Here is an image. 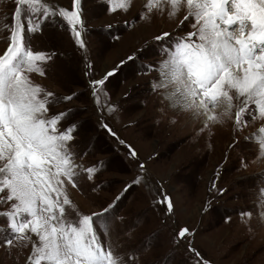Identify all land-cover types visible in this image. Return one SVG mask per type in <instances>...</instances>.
Wrapping results in <instances>:
<instances>
[{"label": "rangeland", "instance_id": "1", "mask_svg": "<svg viewBox=\"0 0 264 264\" xmlns=\"http://www.w3.org/2000/svg\"><path fill=\"white\" fill-rule=\"evenodd\" d=\"M43 2L70 9L72 0ZM146 3L130 0L126 11H112L108 0H81L83 49L58 16L44 21L42 31L25 32L33 50L54 54L46 74L31 73L30 79L57 97L75 94L53 104L50 114L71 110L63 124L78 125L76 163L97 169L91 180L82 174L79 187L68 185L69 197L81 213L91 214L131 185L108 214V243L127 264H197L191 249L201 264H264V153L258 147L264 120L248 115L237 126L236 101L229 116L224 105L215 108L221 113L208 127L204 116L177 113L168 101L177 86L154 85L162 82L158 69L166 50L193 32L195 21L183 19L186 7L169 16L167 3L164 12H147ZM14 8V0H0V25L11 23ZM163 32L171 38L157 40ZM7 35L0 32V52ZM121 61L126 63L103 86L98 106L89 81ZM164 193L173 202L171 214L157 203ZM7 209L0 204V211ZM5 224L0 217V264H27L31 244L7 245L12 233ZM181 228L190 230L182 240L176 235Z\"/></svg>", "mask_w": 264, "mask_h": 264}, {"label": "snow or ice", "instance_id": "2", "mask_svg": "<svg viewBox=\"0 0 264 264\" xmlns=\"http://www.w3.org/2000/svg\"><path fill=\"white\" fill-rule=\"evenodd\" d=\"M108 2L112 11L130 7V0ZM165 3L169 16L186 7L183 19L195 21L194 31L179 37L166 50L167 58L158 69L162 82L154 88L176 85L169 99L174 106L204 116V127L218 120L212 113L221 105L225 106L223 115L229 116L234 101L238 102L237 126L246 124L248 115L264 120V0H147L145 8L147 12H164ZM14 4L11 23L5 19L0 25V32L8 34L7 47L0 52V204L9 205V209L0 211V217L12 233L5 243H30L27 264H127L115 245L108 243V214L131 185L100 212L79 211L67 186L79 187L78 178L83 174L91 180L97 169L76 163L78 154L73 144L78 125L63 124L71 110L50 114L53 104L71 101L75 94L57 97L29 76H44L45 65L54 54L33 50L25 32L42 31L43 22L50 17L62 18L76 45L85 48L81 0H72L70 9L55 8L43 0H14ZM147 18L141 15V19ZM170 38L168 32L156 37L160 41ZM125 63L121 61L99 79L89 81L98 106L103 86ZM103 127L111 133L107 124ZM260 131L264 133V127ZM258 147L264 153V138ZM131 155L135 156V151ZM157 203L169 214L174 211L166 193ZM189 232L181 228L176 235L182 240ZM191 251L201 264L203 258L195 249Z\"/></svg>", "mask_w": 264, "mask_h": 264}, {"label": "bare ground", "instance_id": "3", "mask_svg": "<svg viewBox=\"0 0 264 264\" xmlns=\"http://www.w3.org/2000/svg\"><path fill=\"white\" fill-rule=\"evenodd\" d=\"M168 86H170V87H174V86H176V85H172V84H169ZM168 86L166 87V88H168ZM174 90H175V88L172 90V91H170L169 92V95L171 94V93H173L174 92ZM168 101H169V103H170V106H172L173 107V109H175V111H177V113H181V112H190L191 110H186V109H183V108H181V107H177V106H174V102H173V100H170L169 99V96H168ZM179 110V111H178ZM216 110H217V112H216ZM216 112V113H215ZM221 113V110H219V109H214L213 110V113L212 114H220Z\"/></svg>", "mask_w": 264, "mask_h": 264}]
</instances>
